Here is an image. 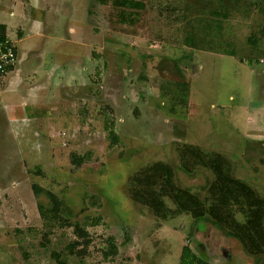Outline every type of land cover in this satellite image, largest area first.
<instances>
[{
  "label": "rangeland",
  "instance_id": "374dc122",
  "mask_svg": "<svg viewBox=\"0 0 264 264\" xmlns=\"http://www.w3.org/2000/svg\"><path fill=\"white\" fill-rule=\"evenodd\" d=\"M142 2L139 19L120 20L127 8L117 0H45L40 41L69 24L85 44L51 87L42 81L40 110L18 99L23 119L6 123L0 112V264H58L57 254L68 264H178L184 244L208 264H264L210 221L157 216L129 187L136 171L163 162L203 198L214 174L186 149L198 146L264 197V0ZM34 183L62 201L61 220L41 215L49 198Z\"/></svg>",
  "mask_w": 264,
  "mask_h": 264
},
{
  "label": "trees",
  "instance_id": "16d2710c",
  "mask_svg": "<svg viewBox=\"0 0 264 264\" xmlns=\"http://www.w3.org/2000/svg\"><path fill=\"white\" fill-rule=\"evenodd\" d=\"M99 1L101 3L106 2V0ZM117 2L127 9L130 8L120 13V20H131L132 17L135 18L134 20L139 19L140 9L144 6L142 0H117ZM229 3L230 5H237L238 0H230ZM211 13L215 16H227L224 8L220 10L216 7L212 8ZM259 31L260 37L264 38V25ZM0 39H4V26L2 24H0ZM186 43L192 47L198 46L194 37H189ZM223 52L228 55H235L233 50L224 49ZM110 131L113 134V131ZM113 139H116L115 134H113ZM186 149L190 150L195 164L202 163L214 174V179L207 187V193L203 198L193 193L189 188L177 185L173 168L163 162L146 165L134 173L129 182L132 197L135 201L147 205L157 216L163 219L172 216L173 212L174 214L183 212L190 214L196 221H210L225 234L237 239L250 254L258 257L262 255L264 253V197L258 194L246 181L233 176L228 160L221 154L201 152L198 146H186ZM71 159L75 166H79L84 162L85 156L72 153ZM159 164L166 167L162 169L157 166ZM184 164H187V160H184ZM32 188L35 195L46 193L49 198L50 204L48 206L43 203L38 204L41 215L53 220H61L63 206L58 196L50 190H45L37 183L32 184ZM165 195L175 203L174 209L167 206L163 198ZM238 213L243 216L242 220L236 218ZM74 229L81 237L88 235L77 224ZM76 243L74 242L69 247H73ZM112 248V252L115 253L116 246L114 244H112ZM56 258L58 264H68L58 254ZM178 264L208 263L202 256L193 252L188 244H184L181 247Z\"/></svg>",
  "mask_w": 264,
  "mask_h": 264
},
{
  "label": "crops",
  "instance_id": "0c3cea01",
  "mask_svg": "<svg viewBox=\"0 0 264 264\" xmlns=\"http://www.w3.org/2000/svg\"><path fill=\"white\" fill-rule=\"evenodd\" d=\"M8 1L9 5H5ZM44 2L45 0H36L34 7L30 6L29 0H0V24L4 26V39L12 43L16 53L15 63L0 78V112L6 123L23 119L16 115L21 111L17 103L28 102L31 112L40 110L42 81L45 80L44 88L51 87L60 65L62 67L64 64L75 63L79 57L77 50L81 47L78 44H85L78 43L76 30L69 24L64 34L55 36L56 33H53L49 39L46 37L40 41L42 28L48 27L49 13L45 11L47 9ZM38 12H46L42 20ZM53 38L56 43L49 42ZM48 42L53 48L49 53L42 54ZM67 52L69 54L65 58ZM58 57L63 62L57 61ZM53 62L56 63L55 69H52Z\"/></svg>",
  "mask_w": 264,
  "mask_h": 264
},
{
  "label": "built area",
  "instance_id": "2783aa9c",
  "mask_svg": "<svg viewBox=\"0 0 264 264\" xmlns=\"http://www.w3.org/2000/svg\"><path fill=\"white\" fill-rule=\"evenodd\" d=\"M16 61V53L8 39H0V78Z\"/></svg>",
  "mask_w": 264,
  "mask_h": 264
},
{
  "label": "flooded vegetation",
  "instance_id": "af4514ba",
  "mask_svg": "<svg viewBox=\"0 0 264 264\" xmlns=\"http://www.w3.org/2000/svg\"><path fill=\"white\" fill-rule=\"evenodd\" d=\"M207 262V261H206Z\"/></svg>",
  "mask_w": 264,
  "mask_h": 264
}]
</instances>
